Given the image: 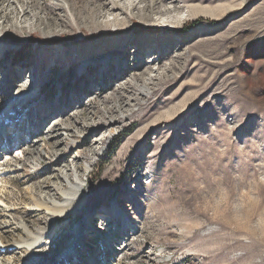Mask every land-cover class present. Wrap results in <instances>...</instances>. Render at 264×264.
I'll use <instances>...</instances> for the list:
<instances>
[{
	"label": "rangeland",
	"instance_id": "rangeland-1",
	"mask_svg": "<svg viewBox=\"0 0 264 264\" xmlns=\"http://www.w3.org/2000/svg\"><path fill=\"white\" fill-rule=\"evenodd\" d=\"M0 44V116L25 140L0 165V233L45 231L27 264L92 250L91 218L96 264H264V0H0ZM75 170L82 204L49 223L35 204Z\"/></svg>",
	"mask_w": 264,
	"mask_h": 264
},
{
	"label": "bare ground",
	"instance_id": "bare-ground-1",
	"mask_svg": "<svg viewBox=\"0 0 264 264\" xmlns=\"http://www.w3.org/2000/svg\"><path fill=\"white\" fill-rule=\"evenodd\" d=\"M4 49V46L0 44V55L4 52ZM108 63V58L103 60V65L105 68L108 66ZM113 63H117V61L113 60ZM87 65V63H83L81 66V70ZM33 92L34 89L32 91H23L22 93H19L16 97V101L19 99L27 101L33 96ZM141 92L145 96L149 95V91L146 87H142ZM8 105L10 107L11 101L8 102ZM10 109L11 107L9 108V110ZM19 123L20 120L15 119L14 112H6L4 115L0 116V165L3 162L9 163V161L13 160L14 153L21 150L25 145L24 136L20 133L19 129V127L22 126V123L20 125ZM70 143L72 145H75L76 142L70 140ZM1 174L2 173L0 172V176ZM72 175L73 179L71 181L67 180L65 183V188L60 191L62 201H51L52 206L50 208L46 205L45 202L42 201L36 202L35 204V209L43 210L53 217L51 218L49 223L54 222V219L58 218V216L71 214L82 204L80 195L84 191L83 181H81V178H79L77 170H75ZM31 195L32 194H30L29 196ZM122 198L123 196H121L120 199L113 201L109 206V211L110 215L112 216L111 219H120L123 221V223L128 225L131 223V221L127 216L126 210L123 208V202L121 201ZM0 203H2L1 200ZM98 221L99 219L91 218L90 226L88 227V232L90 231L91 236H93L94 238L93 241L96 243V245H94L95 247H93L92 250L90 249V251L84 248L85 250L82 253L81 251H79V249H81L82 247H80L79 245L72 246L68 250L64 251L63 254L59 257L60 264H96L94 258L95 253L111 251L109 235L107 232V230L109 229H105V226H100ZM16 228L21 231L20 235H17L16 237L13 236L9 240L3 238L0 233V255L15 250V253L19 255V258L15 262L11 259H5L3 261L0 260V264H27L30 255L38 247L47 244L44 230L38 229L36 231H31L23 222L18 223L16 225ZM10 233L13 234V230H11ZM83 238L87 239V234L84 235ZM104 264L109 263L106 262Z\"/></svg>",
	"mask_w": 264,
	"mask_h": 264
},
{
	"label": "trees",
	"instance_id": "trees-1",
	"mask_svg": "<svg viewBox=\"0 0 264 264\" xmlns=\"http://www.w3.org/2000/svg\"><path fill=\"white\" fill-rule=\"evenodd\" d=\"M196 25V22H191V23H187V24H185V27H184V30H187V29H189V28H192L193 26H195ZM149 32H151V33H156V32H160V31H158V30H153V29H151V30H149ZM96 38H99V36H97V35H95V36H92V37H90V38H88L87 40H92V39H96ZM41 43H44V41H40ZM59 42H61V40H58V41H52V42H50V43H59ZM73 42H75V41H73Z\"/></svg>",
	"mask_w": 264,
	"mask_h": 264
}]
</instances>
